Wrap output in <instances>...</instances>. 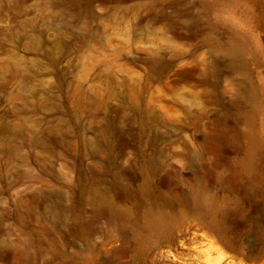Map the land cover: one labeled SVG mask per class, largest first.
Returning a JSON list of instances; mask_svg holds the SVG:
<instances>
[{
  "label": "rangeland",
  "instance_id": "obj_1",
  "mask_svg": "<svg viewBox=\"0 0 264 264\" xmlns=\"http://www.w3.org/2000/svg\"><path fill=\"white\" fill-rule=\"evenodd\" d=\"M0 264H264V0H0Z\"/></svg>",
  "mask_w": 264,
  "mask_h": 264
}]
</instances>
